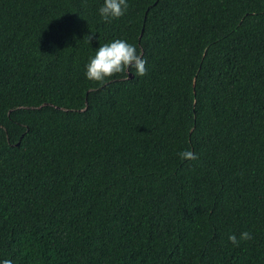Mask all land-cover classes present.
I'll use <instances>...</instances> for the list:
<instances>
[{"label":"trees","instance_id":"trees-1","mask_svg":"<svg viewBox=\"0 0 264 264\" xmlns=\"http://www.w3.org/2000/svg\"><path fill=\"white\" fill-rule=\"evenodd\" d=\"M127 3L0 0V261L264 264V0Z\"/></svg>","mask_w":264,"mask_h":264},{"label":"clouds","instance_id":"clouds-1","mask_svg":"<svg viewBox=\"0 0 264 264\" xmlns=\"http://www.w3.org/2000/svg\"><path fill=\"white\" fill-rule=\"evenodd\" d=\"M129 5L127 0H103V5L99 7L98 13L102 20L110 22L125 14ZM90 40L91 37L89 36ZM85 76L89 81L103 85L111 77L124 74L129 77L145 76L147 74L146 60L142 54L137 52L134 45L123 39H115L110 43L100 45L95 54L89 57L86 64ZM181 160H195L198 157L191 151H181L178 153ZM251 233L244 231L240 233L239 239L232 234L228 240L233 245H239L241 240H252ZM0 264H12L10 259L0 261Z\"/></svg>","mask_w":264,"mask_h":264},{"label":"water","instance_id":"water-1","mask_svg":"<svg viewBox=\"0 0 264 264\" xmlns=\"http://www.w3.org/2000/svg\"><path fill=\"white\" fill-rule=\"evenodd\" d=\"M131 76V75H130Z\"/></svg>","mask_w":264,"mask_h":264}]
</instances>
